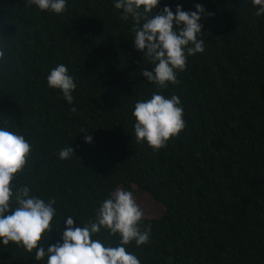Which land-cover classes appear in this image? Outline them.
<instances>
[{"label":"trees","instance_id":"obj_1","mask_svg":"<svg viewBox=\"0 0 264 264\" xmlns=\"http://www.w3.org/2000/svg\"><path fill=\"white\" fill-rule=\"evenodd\" d=\"M179 3L186 11L199 3L211 16L201 20L204 51L164 92L178 96L185 127L152 151L135 141L131 118L135 101L155 91L139 75L150 66L112 0H66L59 15L0 0V123L32 144L10 185L54 197L74 227L117 186L148 194L163 213L142 218L148 244L126 246L140 264H264V15H252L250 0ZM164 4L174 7L160 0L153 14ZM57 63L76 84L72 105L46 87ZM86 128L88 145L78 133ZM68 144L73 157L59 161ZM0 264L44 261L10 244L0 246Z\"/></svg>","mask_w":264,"mask_h":264},{"label":"clouds","instance_id":"obj_2","mask_svg":"<svg viewBox=\"0 0 264 264\" xmlns=\"http://www.w3.org/2000/svg\"><path fill=\"white\" fill-rule=\"evenodd\" d=\"M160 0H112L114 10H119L121 21H131L133 49L142 54L150 67H142L139 75L155 91L147 99H138L132 106V133L137 143L143 142L152 151L164 148L170 138L181 132L185 123L183 108L177 95H165L169 85L177 83L176 76L185 69L188 57L204 51L200 39L201 20L210 17L199 3L194 10H182L179 0H172L156 9ZM252 15H264V0H250ZM36 10L59 15L66 10V0H27ZM46 87L57 92L63 101L72 105L76 88L73 76L63 63H57L45 77ZM70 111H75L71 107ZM88 128L81 129L82 142L92 143ZM32 144L21 129L8 122L0 123V246L13 245L32 254L35 261L44 264H140L131 251L146 245L150 225L142 222V210L133 192L115 187L107 197L98 200L91 215L74 227L72 214L60 215L54 197L33 194L27 185L17 187L10 181L25 166ZM59 161L73 157L68 145L56 153ZM62 230L55 243L45 242L53 228ZM106 233L108 239L104 238Z\"/></svg>","mask_w":264,"mask_h":264},{"label":"rangeland","instance_id":"obj_3","mask_svg":"<svg viewBox=\"0 0 264 264\" xmlns=\"http://www.w3.org/2000/svg\"><path fill=\"white\" fill-rule=\"evenodd\" d=\"M121 188L123 189V187ZM132 192L135 201L142 210V218L153 219L161 216L163 213V207L160 204L154 202L148 194L138 192L134 188L132 189Z\"/></svg>","mask_w":264,"mask_h":264}]
</instances>
